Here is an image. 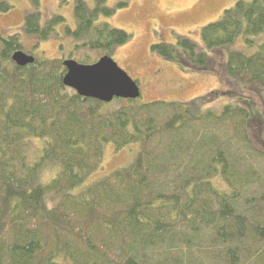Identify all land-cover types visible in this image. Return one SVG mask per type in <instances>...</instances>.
Returning <instances> with one entry per match:
<instances>
[{
  "label": "trees",
  "instance_id": "16d2710c",
  "mask_svg": "<svg viewBox=\"0 0 264 264\" xmlns=\"http://www.w3.org/2000/svg\"><path fill=\"white\" fill-rule=\"evenodd\" d=\"M95 2L76 0L77 29L65 28L82 41L68 59L91 66L130 40L96 26L114 12ZM11 10L0 0V13ZM65 22L43 27L36 12L24 31L47 41ZM200 33L209 50L240 38L255 46L229 52L224 71L251 93L264 88V41L255 39L264 36V0L238 1ZM0 40V264H264V132L249 108L215 114L197 101L127 100L112 111L64 85L66 59L22 68L12 60L25 50L21 35ZM182 45L207 65L190 41ZM152 51L174 59L170 45ZM108 148L131 160L96 178Z\"/></svg>",
  "mask_w": 264,
  "mask_h": 264
},
{
  "label": "rangeland",
  "instance_id": "374dc122",
  "mask_svg": "<svg viewBox=\"0 0 264 264\" xmlns=\"http://www.w3.org/2000/svg\"><path fill=\"white\" fill-rule=\"evenodd\" d=\"M7 1L12 10L0 13V32L5 38L20 34L26 54L31 53L38 58L66 59L70 57L72 47L82 44V41L69 36L65 31L66 27L72 31L77 29L74 15L76 0H69L64 6L61 5V0H39V5L33 0ZM83 1L88 8H96L95 0ZM238 1L240 0H108L105 6L114 13L110 17L101 15L96 26L107 24L130 35L128 43L117 48L112 58L140 86V103L168 101L190 106L189 103L197 101L201 109L197 108L198 111L203 113L210 110L215 114H220L226 106L240 109L247 107L250 118L260 120L262 128H259L264 132V88L257 87L254 89L255 94L251 93L247 91V85L229 78L224 71L229 52L250 53L255 50V46L249 50L240 38L231 46L209 50L200 33L204 27L216 23L226 10L234 8ZM36 12L41 14L43 27L57 16L65 18L66 22L59 25L47 41H40L39 36H29L24 31L27 16ZM255 39L260 44L264 41V36ZM184 40L195 46L196 55H207V65L203 67L191 60L193 53L182 45ZM159 44L175 48L173 60L154 54L152 46ZM83 52L93 60L99 53L87 50ZM127 103V100H114L108 108L115 111ZM255 138L262 143L261 138ZM113 149H106L103 170L96 178L131 160V154L127 151L117 154ZM52 175L54 171L50 170L43 177L49 179Z\"/></svg>",
  "mask_w": 264,
  "mask_h": 264
},
{
  "label": "water",
  "instance_id": "95a60500",
  "mask_svg": "<svg viewBox=\"0 0 264 264\" xmlns=\"http://www.w3.org/2000/svg\"><path fill=\"white\" fill-rule=\"evenodd\" d=\"M12 60L25 68L34 64L36 58L18 51L13 54ZM64 66L67 69L64 85L78 92L82 98L111 104L114 100L135 101L142 96L139 85L108 56L92 66L71 59L66 60Z\"/></svg>",
  "mask_w": 264,
  "mask_h": 264
},
{
  "label": "flooded vegetation",
  "instance_id": "af4514ba",
  "mask_svg": "<svg viewBox=\"0 0 264 264\" xmlns=\"http://www.w3.org/2000/svg\"><path fill=\"white\" fill-rule=\"evenodd\" d=\"M66 60H69L68 58H66Z\"/></svg>",
  "mask_w": 264,
  "mask_h": 264
}]
</instances>
